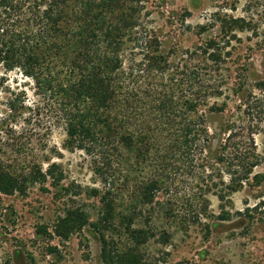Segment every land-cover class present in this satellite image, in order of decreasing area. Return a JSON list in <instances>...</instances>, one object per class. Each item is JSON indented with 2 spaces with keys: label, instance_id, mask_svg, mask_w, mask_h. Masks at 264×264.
<instances>
[{
  "label": "rangeland",
  "instance_id": "rangeland-1",
  "mask_svg": "<svg viewBox=\"0 0 264 264\" xmlns=\"http://www.w3.org/2000/svg\"><path fill=\"white\" fill-rule=\"evenodd\" d=\"M142 21L145 40L124 41L125 66L142 59L146 42L167 67L206 56L212 89L193 117L210 138L192 144L191 155L141 163L125 156L117 168L127 186L112 190L91 156L65 147L62 128L27 139L8 105L24 91L31 105L33 83L0 67V165L26 175L34 163L53 166L62 176L59 187L26 179L24 193L0 194V264H107L102 234L108 264H264V0H146ZM13 128L24 134L15 143L24 144L20 154ZM151 181L160 191L144 204L139 189ZM111 194L119 198L112 213ZM75 209L86 225L58 236L60 218Z\"/></svg>",
  "mask_w": 264,
  "mask_h": 264
},
{
  "label": "trees",
  "instance_id": "trees-1",
  "mask_svg": "<svg viewBox=\"0 0 264 264\" xmlns=\"http://www.w3.org/2000/svg\"><path fill=\"white\" fill-rule=\"evenodd\" d=\"M145 4L146 0H0V67L29 79L36 97L29 105L25 91L20 92L9 110L23 118L22 132L27 131L28 140L62 128L65 147L91 156L95 174L112 190L127 186L126 179L120 183L122 172L117 168L126 163L125 156L141 163L147 156L191 155L192 144L197 146L201 136L210 138L200 119L193 117L212 89L206 84V56L195 53L191 60L196 64L189 62L186 68L167 67L168 59L146 42L140 48L142 59L125 66L124 41L138 45L145 40L137 32ZM209 57L217 61L213 54ZM15 130L12 146L20 154L24 144L15 143L24 134L17 136ZM52 167L44 170L34 163L26 175L0 165V194L24 193L26 179L42 185L54 179L59 187L62 176L51 172ZM159 191V182L151 181L140 187L139 195L144 204H152ZM118 201L111 194V213ZM86 223L83 212L69 210L55 233L66 238ZM102 240L108 264L111 249L103 234Z\"/></svg>",
  "mask_w": 264,
  "mask_h": 264
}]
</instances>
